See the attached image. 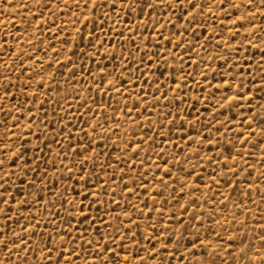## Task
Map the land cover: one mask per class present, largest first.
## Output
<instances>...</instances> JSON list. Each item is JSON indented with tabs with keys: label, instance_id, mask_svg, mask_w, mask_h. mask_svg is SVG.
I'll return each instance as SVG.
<instances>
[{
	"label": "rangeland",
	"instance_id": "1",
	"mask_svg": "<svg viewBox=\"0 0 264 264\" xmlns=\"http://www.w3.org/2000/svg\"><path fill=\"white\" fill-rule=\"evenodd\" d=\"M114 2L116 8L113 12H108L107 9H98L94 14L91 12V0H88L87 9L73 7V0H63V3L59 0H50L51 8L55 14L49 15L48 10H44L42 18L39 17L37 7L32 4H29L28 11L18 7V5L29 3V0H15L13 4L8 6L6 12L3 4H0V13H2L0 14V37L5 36L7 33L8 45V47H0V75L3 76V79L0 80V86L9 80L15 84V87L10 90L14 97L9 95L7 99H0V107L11 112V115L8 116L4 112H0V138H3L6 143L12 144L13 151L19 149L20 152L25 153L23 159L27 160L33 168L39 164L41 175L45 171L48 173L46 183H48L49 188L55 183L62 191L65 184L69 189L72 186L79 187L75 184L78 174L72 165L77 160L76 149L84 146L78 140L83 135L80 129L84 128L95 139L92 147L83 155H93L97 145L99 146L98 150L103 153L99 156L97 168L94 169L91 163L85 167L90 171H97L99 165L105 162L108 164V167L100 172L98 177L92 178V190H97L95 187L97 179L102 183L113 174V166H115L117 177L123 175V172L129 173V175L124 176V182H128V188H134L133 193L129 195L127 190L121 191L122 183L119 179L111 184L109 191L114 187L116 195L114 197L103 196L102 199L105 203L100 207L104 208L109 199L118 201L119 207L112 204L106 215L115 216L122 213L128 209L129 204L144 210L146 213L152 208L153 204H155L157 210L161 209L165 198L172 200V197H177L181 203H184L189 196H194L199 198L197 203L200 205L199 208L195 209L196 212L206 217L209 213L213 214L205 219V225L210 226V228L214 227L215 231L225 239L233 233H236L237 238H239L241 233L247 232L248 240L259 247L260 242L256 237L262 234L259 222L261 218H264V202L261 201V195H264V183L255 179L261 171H264V167L259 163L262 155H264L261 151V147H264V140L260 139L259 129L261 126L259 119L251 129L245 132L248 144L244 145L242 149L249 152L253 143L260 145L252 151L251 158L246 157L250 164L255 165L256 171H253L251 176L247 177V180H245L246 173H238L236 176L239 186L244 188L245 191L247 190L246 184L252 182L250 200L243 197L238 200L235 193L223 186L219 188L217 193L216 186L212 184L210 178L213 175H218L223 170V161L229 148L232 145H235L236 148L240 147L235 137L239 132L244 131L247 122L241 124L238 121L243 116L253 115L252 112H249V108L253 109V112L264 111V77L261 76L260 72L261 67L264 66L261 63L264 60V42L255 38H264V31H262L264 29V16L257 14V16L251 18L250 23L246 24V27L253 28L255 36L252 33H246L245 28L240 27L239 24L233 28L223 12L217 7L212 9L213 16L207 17V19L198 17V23L188 26L187 31H184L187 21L177 20L176 16L171 17L172 23L161 21L164 23V28L161 30L159 26L155 29L151 26L153 19L160 11L159 9H157V13L152 14V18H149L146 14L147 9H145V14H141L137 9L136 12L131 14L130 18H126L125 12L127 9L121 11V0H114ZM124 2L127 3L128 0H124ZM82 3L83 0H81ZM65 4L68 5V8H65ZM257 7L258 0H256L255 6L248 9V11L255 12ZM244 11L242 8L239 12L233 13L231 18L235 19L236 16L244 14ZM30 13H36L38 19H47V27L43 23H37V20ZM164 15L166 19L171 14L166 12ZM85 16H96L98 19L79 23V21H84ZM73 20L77 21L75 26L71 22ZM145 20L148 21L147 24L144 23ZM93 23L102 24L103 31L112 40V43L105 42L103 47L96 45L97 51L94 60L89 59L93 49L88 47L87 43L88 32L92 30ZM173 23L176 27H173ZM221 24L227 26L228 31H224ZM109 28L112 29L111 32L107 31ZM177 28L180 29L179 34L176 33ZM205 28L208 31H205ZM25 29H27V32L24 31ZM78 29L81 30L79 33ZM96 31L99 34L101 29L97 28ZM193 32H195V35H193ZM233 35L235 39H232ZM17 36H19V40L16 39ZM80 36L84 37L83 41H80ZM129 37L135 41V46L128 39ZM73 38H75L76 45L74 48L72 43H65L66 40L72 42ZM180 39L184 43L180 44L179 48L174 47ZM248 40L252 42L251 47L247 43ZM28 41H31V43L29 44ZM4 43V40H0V44ZM129 52H131V56H129ZM77 53L80 54L79 58ZM121 53L126 59H120ZM29 55L32 56L31 60L27 58ZM67 57L71 58V63L68 62ZM132 58H135L132 68L137 70L129 76L128 72L124 71L123 66L132 63ZM21 59L24 60L22 68L20 66ZM57 60L64 67L57 64ZM141 60L144 61L143 64H141ZM149 60L152 61L151 64L147 63ZM225 61L227 62L225 63ZM4 65L9 67L15 65V69L9 72ZM97 65L101 67L107 65L109 72L112 71L115 65L117 71L108 79L112 80L116 87H123L129 91L130 94L127 95L126 99L123 94L116 95L114 89L110 93L95 91L100 79ZM145 65H147L146 69ZM89 70L96 75L95 81L89 75ZM141 71L145 72L143 78H140ZM161 72H163V75H160ZM118 81H123L122 85ZM130 81L132 82L130 83ZM224 81H228L231 87L224 84ZM237 84L243 85L244 92L249 98L245 100L241 97L240 101L233 103L231 108H222L213 113L211 110L218 108V102L222 103L220 101L221 96L236 93L235 86ZM141 88L144 89L143 92H140ZM89 89L93 91L89 92ZM24 92H27L28 95H24ZM165 94L167 100L163 98ZM2 95L3 93L0 91V96ZM90 96L91 99H89ZM136 96L140 97V101L133 109L132 105L136 103ZM145 96L147 99H145ZM156 98H160L159 103H156ZM85 100H88V106L99 113L94 118L90 113L87 116L85 115L87 107L82 106ZM181 100L182 103H178ZM101 103L103 107H100ZM125 103H127L128 109H124L123 105ZM13 105H16V108ZM17 108H19V111H17ZM178 108L180 114L177 118L175 113ZM114 109L115 114L113 113ZM29 110L31 116L28 114ZM127 110L132 111L130 117L124 116V112ZM137 112L140 113L139 116L136 115ZM167 113H172V115L168 116L167 119H162ZM105 115L111 117L107 123L103 119ZM226 117H231L236 123L231 132H225L223 137H218L216 134L217 120L222 121ZM85 119L88 120L87 124L83 123ZM134 120L139 121V126L133 123ZM96 121H99L100 126L93 133L89 125H94ZM170 121H174V123L170 124ZM209 122H211L210 132L204 128V125ZM161 123L164 125L163 127H159ZM182 123L183 129L180 127ZM26 125L31 127H26ZM65 125H67L66 128ZM117 125H119V128H117ZM193 125L196 131L200 133L201 138L207 137L203 144L194 141L192 145V147L198 146L200 148V157L198 158L194 153L188 152V157L184 159L183 164L177 165L172 171L174 175L179 167H183L186 172L191 171V166L199 162L203 167H196V172L201 173V179L206 183L202 184L196 181L195 173H193L192 176H182V180L197 185L200 188L199 191L190 192L188 186L185 185V194L178 196L176 192L171 190L172 187L177 185H171L167 190L171 192V196H156L158 189L152 186L155 183L152 180L153 172L148 171V169H153L154 165L159 164L163 170V161L157 155H153L151 149L155 148L157 153L164 149L165 158L171 163L172 155L180 151L179 148L174 149L172 144L179 142V138L185 132H187L185 139L188 136L195 137L196 132L190 131ZM5 126L7 127L6 135ZM150 126L151 130H149ZM61 128H65L63 134H59ZM169 128H171V132ZM221 131H224V129H221ZM253 132L256 135H250ZM70 133L71 135H69ZM17 137H20V139H17ZM65 137H68V139H65ZM162 137L163 143H161ZM152 138L155 139V144H153ZM141 139L145 143L141 145L140 151L132 156V150ZM243 139L244 137H241V140ZM229 141L232 144H229ZM86 143L87 138L84 141V144ZM126 144H131V147L128 148L127 152H124L123 149ZM61 146L66 149L64 152H61ZM146 153L151 156V162L146 163L144 168H140L139 164H136V167L133 168L134 163L144 160ZM129 156H132V158L129 159ZM33 157L38 159L34 160ZM82 158L83 156L80 157V159ZM207 158L212 159L213 163L211 165L207 163ZM117 159L120 161L118 164ZM237 160H239V157H237ZM125 161H127V164H125ZM53 162L55 167H53ZM22 163V160H17V165ZM62 165L71 169L73 179L67 181L63 179L68 173L62 171ZM213 168H215V172H213ZM12 169L16 171L17 175L12 177L13 187L9 191L14 192L16 186L21 188V193H16L17 200L24 198L22 195L24 192L32 193L25 206L19 207L13 201V208L21 216L35 214L41 225H43L51 212L57 211L56 208H52L51 203L46 205L45 201L51 202L56 197L45 193L44 198L38 204L35 203L33 197L36 194V189L29 187L26 183V181L33 179L32 173H23L15 165L12 166ZM121 169H123V172L120 171ZM139 174H143L145 177L141 183L148 186L147 192L144 191L143 187L130 182L133 179L138 180ZM161 174L162 172L155 173L156 176ZM165 179L168 178L165 177ZM41 184L42 182L37 179V186ZM153 196H156L155 201L152 199ZM225 197H228L227 205L222 207L218 201L223 200ZM72 198L73 195L67 196L68 200ZM79 199L80 197H77V200ZM206 199L207 203H204ZM241 200L246 205L243 211L240 207H234V204L240 205ZM87 202L86 200L85 204ZM146 204L147 208H145ZM0 207H4V205L0 204ZM62 207L72 211L67 203H64ZM178 207L173 202L172 208ZM46 209L51 211H46ZM193 210L190 207L189 212L185 214V223L190 218ZM163 211L167 219L160 221L157 225L158 229L172 219L170 209L167 206L163 207ZM9 215L11 219L19 220L20 223L19 226L16 223H10L0 215V229H3L8 236L11 235V231L19 232L20 227L25 226L24 221L16 216L15 212L9 213ZM92 215H96L94 209ZM157 215V211L152 212L151 223H156ZM61 216H64L63 212H61ZM121 218L126 225L129 223L128 218L123 216ZM233 218H235L236 223L224 224L225 220L231 221ZM131 219L139 220L141 224L140 229L133 227L131 233H129V236L136 233V240L135 242L131 239L124 241V244L128 247L127 252L121 251L119 247L116 248V251L119 253L121 260L128 257V264H138V257L134 254L138 251L139 256L143 257L146 255L143 249L150 250L152 248V244L141 239V234L147 235L144 229L147 227L149 217L144 215L141 218L134 213ZM217 220L220 222L219 224L215 223ZM242 221H246L245 227H241L240 222ZM33 222L35 223V221ZM5 224L8 227H5ZM72 224L75 226V221ZM221 225H224V228L227 229L226 232ZM196 226L200 227L198 223H196ZM171 229L181 230L180 225L175 223L171 224ZM42 230V227L36 229L37 232ZM48 231H51V229H48ZM101 231L110 233L111 228L104 229L101 227ZM147 231L151 232V229L149 228ZM200 233L201 239L204 240L203 228H200ZM94 235L95 233L89 229V234L85 239H91ZM185 235L187 236V233ZM30 239L33 242V247L40 242L38 236H31ZM161 241L165 244L168 243L163 237H161ZM208 241L213 246L218 243L214 235H209ZM103 243L102 241L101 244ZM9 247H12V245L10 244ZM157 248H159V245H157ZM76 250L79 251V248L77 247ZM171 250V245H169V251ZM201 251L197 249V254L199 255ZM181 252H183V249H181ZM65 254L67 255V253ZM15 255L14 253L13 257ZM19 255L21 257L27 255V264H42L39 250L36 251L35 255L31 251L28 253L22 251ZM55 255L56 252L53 250V256ZM161 255L165 256V260L168 259L166 254L161 253ZM184 255L187 256V253H184ZM5 256V250L0 247V261H3V264H14L13 258L5 260ZM178 258L177 256L172 259V264H177ZM102 259L101 257L96 260V264H102ZM74 264H85V256L82 254L79 260H74ZM87 264H93V257H87ZM147 264H161L160 257L157 256L148 260Z\"/></svg>",
	"mask_w": 264,
	"mask_h": 264
},
{
	"label": "snow or ice",
	"instance_id": "2",
	"mask_svg": "<svg viewBox=\"0 0 264 264\" xmlns=\"http://www.w3.org/2000/svg\"><path fill=\"white\" fill-rule=\"evenodd\" d=\"M15 0H0V4H3L5 12L8 10V6L13 4ZM59 2L63 3V0H59ZM29 4L37 7L39 10V17L44 16V10H48L49 15H54L55 12L51 8L50 0H29V3L18 5V7H22L25 11L29 10ZM256 0H128L127 3L124 0H121V11L127 9L125 12V17L130 18L131 14L136 12L139 9L141 14H145V9L148 10L146 13L149 18H152L153 13H157V9L160 11L156 14L155 19L152 22V28H159L162 30L164 28V21L165 23H172L171 17L176 16L177 20H186L187 25L184 26V31L188 30V26L194 25L198 23L197 18L202 17L207 19V17L213 16L212 9L214 7L219 8L226 19L229 20L230 24L235 28L237 24L240 27L245 28L246 33H252L255 36V32L253 28L246 27V24L251 22V18L260 14L264 16V0H258V7L256 8L255 12L248 11L255 6ZM91 12L96 13L98 9H107L108 12H113L116 8V4L114 0H91ZM73 7L80 9L83 7L84 9L88 8V0H83L81 4V0H73L72 3ZM65 8H68V5L65 4ZM244 9V14L238 15L235 19H232L233 13L239 12L241 9ZM170 13L171 15L165 19V13ZM179 13V15H177ZM2 14V13H0ZM82 15V13H80ZM34 19L37 20V23H43L45 27L48 25L47 19H38L36 13H30ZM75 15V14H74ZM98 19L96 16H85L84 21H79V23H84L85 21H94ZM72 24L75 26L77 21H71ZM147 20L144 21L147 24ZM27 23V21H26ZM55 22L53 21V24ZM173 27L176 25L173 23ZM221 27L224 31H228L227 26L221 24ZM258 27V26H257ZM101 29V32L98 34L96 29ZM208 31L207 28L204 29ZM27 32V29L24 30ZM78 33L81 31L80 29L77 30ZM111 32L112 29L109 28L107 30ZM131 31V30H130ZM264 31V29H262ZM176 33H180V29H176ZM122 35V34H121ZM195 35V32H193ZM7 33L5 36L0 37V40H4V44H0V47H8L7 40H6ZM256 39L261 40L264 42V38L255 37ZM19 40V36L16 37ZM55 39V37H53ZM80 41L84 40L83 36L79 37ZM131 40V37L128 38ZM232 39H235V36H232ZM112 43L111 38L107 37V33L103 31L102 24L93 23V28L91 31L88 32V47L93 49V52L89 59H93L96 56V45L103 47V44ZM132 44L135 46V41L131 40ZM171 42V41H169ZM30 44L31 41H28ZM65 43H72V47L74 48L75 45V38H73L72 42L65 41ZM184 43L182 39H180L179 43L174 45V47L179 48L180 44ZM248 45L251 47L252 42L251 40L247 41ZM147 47V45H145ZM107 52V50H105ZM59 54V53H57ZM86 54V53H85ZM79 58L80 54L77 53ZM129 56H131V52H129ZM29 60L32 59V56L29 55L27 57ZM69 63H71V58H66ZM120 59H126L121 53ZM227 61H225L226 63ZM57 64H61L59 60L56 61ZM135 63V58H132V63H128L124 67V71L128 72L129 76L133 75L137 69L132 68V64ZM144 61L141 60V64ZM151 64L152 61L149 60L147 62ZM262 65H264V60H262ZM24 65V60H20L21 68ZM5 69L9 72H12L15 69V65L13 67H9L8 65H4ZM61 67H64L61 64ZM99 69V84L97 85L95 91L101 93H110L111 90H115L116 95L123 94L125 99L127 95L130 94L127 89L123 87H116L112 80H109L108 77L113 75L117 71L115 65L111 72L108 71L107 65L101 67L97 65ZM147 65H145V69ZM131 69V71H129ZM261 76L264 77V66L260 69ZM43 68L41 69V78H42ZM89 75L93 77V81L96 80V75L93 74L89 70ZM163 75V72L160 73ZM145 76V72H140V78ZM3 79V76L0 75V80ZM19 79V77H18ZM187 79V78H185ZM132 81H130L131 83ZM119 84L122 85L123 81H118ZM224 84L231 87L228 81H224ZM30 86V85H26ZM15 87V84L12 81H8L7 83L0 86V91H2L3 95L0 96V99H7L9 95L14 94L10 91L12 88ZM236 93L228 96H221L220 101L218 102V108H213L211 111L216 113L219 109L222 108H231L233 103H238L243 97V99L247 100L249 97L245 94L244 88L242 84H237L236 86ZM92 89H89V92H92ZM144 89L141 88L140 92H143ZM159 91V89H157ZM24 95H28L27 92L23 93ZM111 98V97H110ZM167 100V95L165 94L163 97ZM91 99V96L89 97ZM145 99L147 97L145 96ZM160 98H156V103H159ZM175 99V97H173ZM136 103L132 105L133 109L136 108V105L140 101V97L136 96L135 98ZM178 103H182L178 101ZM87 107V112L85 115L87 116L89 113L92 114L93 118L98 115L99 113L93 110L90 106H88V100L84 101V105ZM16 108V105H13ZM100 107H103V104H100ZM124 109H128L127 103L123 105ZM19 111V108H17ZM0 112H4L6 116L11 115L9 110H6L0 107ZM249 112H252L253 115L250 116H243L240 121L241 124L246 123V127L244 131L238 133L235 137L236 142L240 145L239 148H236L235 145L229 148L228 154L223 161L222 168L223 170L218 175H213L210 179L212 184L216 186V191L220 187H227L233 193H235L237 199H241V197L245 199H249L252 193V182H248L246 184V191L244 188L239 186V181L236 179L238 173L245 174V180H247L248 176H251L253 171H256L255 165L250 164L246 157L251 158V153L260 145L253 143L250 146V151L245 152L243 151V146L248 144V138L245 137V132L252 128L253 124L256 123L257 119H259L260 124V139L264 140V111L253 112V109L249 108ZM115 114V109L113 110ZM29 116H31V111L29 110ZM180 114V109L178 108L175 116L178 118ZM132 115L131 110H127L124 112L125 117H130ZM137 116L140 115L139 112L136 113ZM172 115V113L165 114L162 119H167L168 116ZM108 117L105 115L103 119L105 123H107ZM215 119V117H213ZM83 123L87 124L88 120L85 119ZM134 124L139 126V121L134 120ZM174 123V121L169 122ZM236 121H233L231 117H226L225 120H217L218 127L216 128V134L218 137H223L225 132H231L235 125ZM92 129V132H96L97 128L100 126L99 121H96L94 125H89ZM164 125L161 123L159 127H163ZM6 127V126H5ZM26 127H31L30 125H26ZM67 125H65V128ZM181 129H183V123L180 125ZM65 128H61L59 134H63ZM119 128V125H117ZM204 128L210 132L211 131V122L204 125ZM224 129V131H221ZM151 130V126L149 128ZM80 131L83 133L82 136L78 138L79 142L84 145L82 148L76 149V156L77 160L73 162L72 167L76 169V173L78 174V179L75 180V184L79 185V187L72 186L71 189L65 184L63 190L61 191L58 186L53 183L52 187L49 188L48 183V173L45 171L43 175L40 174V165L37 164L34 168L29 164V162L24 158L25 153L20 152L19 149L13 151V145L10 143H6L3 138H0V204H3L4 207H0V215L4 217L5 221H9L10 223H16L19 226V220L11 219L9 213L15 212V215L20 217L21 220L24 221L25 226L20 227L19 232L11 231V235L8 236L3 229H0V247H2L5 252V260L9 258L14 259V264H27V255L21 257L19 254L23 251L24 253H28L29 251L35 255L36 251L39 250L40 256L42 258V264H74V260H79L80 256L83 254L85 256V264H87V257H93V264H96V260H99L101 257L102 264H128V257H124L121 260L119 253L116 251V248L119 247L121 251L127 252L128 247L124 244V241L127 239H131L135 242L136 240V233H131L133 227L140 229L141 224L139 220H133L131 217L135 213L137 216L143 218L144 215L149 217V221L147 222V227L144 229L147 232V235L141 234V239L146 240L149 244H152V248L149 250L147 248L143 249L146 253L145 256L140 257L139 252L137 251L134 255L138 257V264H147L148 260L154 259L155 257L159 256L161 264H172V259L179 257L177 260V264H264V218H261L260 224V232L262 234L258 235L256 239L259 240V247H256L248 240V233L243 232L240 234L239 238H237L236 233L229 235L227 239L221 236L220 233L215 231V228L205 225L204 221L206 218L211 217L213 214L209 213L208 216H204L195 211L196 208H199L200 205L197 203L198 197L189 196L184 203H181L177 197H172V200L167 198L164 199L163 205L161 209L157 210L155 204H153L152 208L148 210L146 213L144 210L136 208L129 204L128 209L124 210L122 213H118L115 216L106 215L111 209V205L115 204L116 207H119V202L115 199H109L107 205L104 208H101L100 205L104 204L105 201L102 199L103 196L114 197L116 195L115 188L113 187L111 191H109V186L113 184L117 179H119L122 183L121 191L127 190L128 194L131 195L134 191V188H128V182H124V176L129 175L127 172H123V169L120 171L123 172V175L117 177L115 166H113V174L105 179L102 183L97 179L96 181V191L92 190V183L91 180L93 177H98L100 172H103L106 167H108L107 162L104 164L99 165L97 171H90L85 166L91 163L92 167L95 169L97 168V163L99 160V156L103 155L102 152L98 150L99 146L97 145V149L94 150L93 155H83L87 153L89 149L92 147L94 137L85 130L81 128ZM111 131V129H109ZM158 131V129H157ZM171 132V128H169ZM190 131L196 132L195 137L188 136L187 139V132L183 136L179 138V142H174L172 147L179 148L180 151L178 153H174L172 155V161H169L165 158L166 153L164 149H161L159 153L156 152L155 148L151 149V153L153 155H157L160 160L163 161V170L159 164L153 166V169H148V171L153 172L152 180L155 182L152 186L157 188L156 196H171V192H168V188L171 185H177L176 187H172V192H176L178 196H183L185 194V185L188 186L190 192L199 191L200 188L197 185H193L187 180H182V176H192L195 173V180L203 183L206 181L201 179V173L196 172V167H203L202 165L197 162L196 165L191 166V171H185L183 167L177 168V173L174 175L172 169L176 168L177 165H182L184 159L188 157V152L194 153L198 158L200 157V148L192 147L194 141H198L199 144H203L207 137L201 138L200 133L196 131L194 125L190 128ZM7 134V127L6 133ZM71 135V133L69 134ZM250 135H256L255 132L250 133ZM241 137H244L241 140ZM85 138H87V143L84 144ZM20 139V137H17ZM68 139V137H65ZM153 144H155V139L152 138ZM163 137L161 139V143H163ZM219 142V141H217ZM145 141L141 139L139 143L136 144V147L132 150V156H135L137 152L140 151L141 145L144 144ZM232 144L231 141L228 142ZM183 145V146H181ZM71 146V145H69ZM131 147V144H126L123 151L127 152L128 148ZM187 149V151H185ZM51 151V149H49ZM64 149L61 146V152H64ZM262 153H264V147H261ZM11 153V155H9ZM222 155V154H221ZM83 156L82 159L80 157ZM129 156V159L132 158ZM183 156V159H182ZM239 157V160H237ZM66 158V157H65ZM22 160L23 163L17 165V160ZM33 159H38L37 157H33ZM119 159H117V164L119 163ZM151 162V156L147 153L145 154V158L142 161H137L132 165L133 168L136 167V164H139L140 168H144L146 163ZM230 162V163H229ZM207 163L211 165L213 163L211 158H207ZM262 167H264V155H262V159L259 161ZM127 164V161H125ZM15 165L17 168H20L23 173L31 172L33 175V179L30 181H26V183L31 188L36 189V194L33 197L35 203H39L40 200L44 198L45 193L56 197L55 200L51 202L45 201V204L51 203L52 208H56L57 211L51 212V215L46 219L45 223L41 225L40 220L37 218L35 214L29 216H21V214L13 208L12 202L14 201L17 206L23 207L27 204L28 198L32 196L30 192L22 193L23 199L17 200L16 193H21V188L16 186L13 191H9L10 188L13 187L11 183L12 177L17 175L16 171L12 169V166ZM220 166V165H217ZM53 167L55 164L53 162ZM215 172V168L212 169ZM62 171L68 173L66 177H63L65 181L73 179V174L71 169L66 166L62 165ZM162 174L160 176H156L155 173ZM167 177L168 179H165ZM37 179H39L42 184L37 186ZM145 179L143 174H139V179H133L130 182L134 185H138L144 188V191H148V186L143 182ZM257 180H261L264 183V171H261L259 175L256 176ZM259 191V190H258ZM68 195H73L71 200L67 199ZM156 196H153L152 199L155 201ZM77 197H80L77 200ZM88 201L85 204V201ZM228 197H225L223 200L218 201V203L222 207H226ZM261 201L264 202V195H261ZM173 202L178 205V208L173 209L172 204ZM67 203L69 208L72 211H68L64 209L62 205ZM207 203V199L204 201ZM167 206L170 209L172 219L168 220L167 223L163 225L162 228L158 229L157 225L160 223L161 220H166V214L163 211V207ZM192 207L194 210L190 215V218L187 219L185 223V214L189 212V208ZM214 207V206H213ZM234 207H240L243 211L246 208V205L241 200L240 205H235ZM147 208V204L145 205ZM87 209V211H86ZM95 210L96 215H92V210ZM46 211H51L50 209H46ZM157 211L158 215L156 218V223H151L152 212ZM61 212L64 213V216H61ZM121 216L126 217L129 219V223L126 225L124 220ZM35 221V223L33 222ZM75 221V226H73L72 222ZM195 222V223H194ZM175 223L180 225L181 230L176 231L171 229V224ZM196 223L199 224L200 227L196 226ZM215 223L219 224L220 222L217 220ZM229 223H236L235 218L233 220L228 221L225 220L224 224L227 225ZM241 227L246 226V221H242ZM5 227H8L5 224ZM43 228L42 231L37 232V228ZM101 227L104 229L111 228V232L101 231ZM224 228V225H221ZM151 229V232H148V229ZM200 228L204 229V236L205 239H201ZM51 229V231H48ZM89 229H91L95 235L91 239H85L86 236L89 234ZM123 230V231H122ZM226 232L227 229L224 228ZM187 233V236L185 235ZM214 235L216 241L218 243L213 246L210 241H208V236ZM31 236H38L40 238V242L35 244L33 247V242L31 241ZM161 237L166 240L168 243H162ZM104 242L101 244V242ZM119 241V243H117ZM79 242V243H78ZM12 247H9V245ZM112 245V247H110ZM159 245V248H157ZM169 245H171L172 250L169 251ZM77 247L79 251H77ZM183 249V252H181ZM197 249L202 250L200 254H197ZM53 250H55L56 255L53 256ZM16 254L13 257V254ZM67 253V255L65 254ZM110 253V255H108ZM161 253L166 254L168 257L165 260V256L161 255ZM187 253V256L184 255ZM190 258V259H189ZM0 264H3V261H0Z\"/></svg>",
	"mask_w": 264,
	"mask_h": 264
}]
</instances>
